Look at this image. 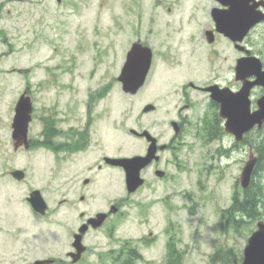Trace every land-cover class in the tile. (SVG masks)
I'll list each match as a JSON object with an SVG mask.
<instances>
[{"label":"rangeland","instance_id":"1","mask_svg":"<svg viewBox=\"0 0 264 264\" xmlns=\"http://www.w3.org/2000/svg\"><path fill=\"white\" fill-rule=\"evenodd\" d=\"M214 5L215 0H0V264L65 258L66 230L55 225L54 208L63 195L73 194L60 188V180L79 167L82 177L90 176L82 168L103 156L145 154L148 143L131 129H147L160 145H170L156 166L166 174L145 168V183L128 193L123 169L95 171L86 191L90 210L118 202L123 208L89 235L80 261L67 263L120 264L115 256L125 246L140 251L136 264H163L169 241L182 251L183 264L243 261L260 219L246 217L233 228L227 211L235 194L244 197L239 180L252 144L206 137L201 119L210 112L207 99L187 87L213 79V65H222L231 53L223 36L216 44L205 36L214 25ZM251 36L264 47V26ZM136 41L152 47L154 56L145 85L128 94L118 76ZM227 77L235 82L232 72ZM24 91L33 102L28 136L36 145L17 148L12 123ZM191 91L188 112L195 117L175 138L172 120ZM149 103L156 110L143 112ZM42 121L50 126L56 121L64 132L51 140V148L40 145L46 139ZM74 139L89 146L77 155L58 154L59 146L63 150ZM14 169L24 170L25 178L15 179ZM259 179L264 184V174ZM33 189L49 204L46 217L27 201ZM219 249L231 250L236 259L213 261Z\"/></svg>","mask_w":264,"mask_h":264},{"label":"water","instance_id":"2","mask_svg":"<svg viewBox=\"0 0 264 264\" xmlns=\"http://www.w3.org/2000/svg\"><path fill=\"white\" fill-rule=\"evenodd\" d=\"M228 9L221 11L214 9L213 16L216 20V30L237 43L238 48H244L240 42L244 40L250 30L259 22L264 20V14L260 15L254 11L252 6L243 4L240 0H221ZM220 11V12H219ZM209 42L214 41V32H208ZM153 60V50L150 46L144 45L140 41L134 42L127 52L126 60L121 70L118 80L122 83L125 93L136 94L145 84ZM254 77V79H252ZM236 80L241 81L239 90L233 91L230 88H220L212 85L206 88L211 92L212 99L220 104V115L226 119V132L234 135L235 140L240 142L244 136L255 128L264 127V94L258 98V108L252 110L251 91L254 86L259 85L264 88V69L262 61L257 56L242 57L236 66ZM156 106L152 103L143 108V112H152ZM33 103L26 93H23L16 105V114L13 119V138L17 141L15 146L18 148L19 142L28 146L29 124L32 120ZM176 134L180 132V125L172 122ZM137 136L145 137L150 143L145 155H135L132 157H110L106 156L105 161L109 164L121 166L126 173V185L129 193L135 192L144 183L141 175L142 170L150 165L153 160H159V149H166L167 145L158 146V139L147 129L143 131L131 130ZM257 163L254 153L250 154V159L246 162L240 176V183L243 188L249 187ZM13 177L22 180L25 172L22 169L12 171ZM156 175L163 177L165 171L157 170ZM33 209L45 214L48 204L39 189H34L28 198ZM116 212L117 208H112ZM107 214L100 213L91 221L94 228L100 227ZM86 226L81 228V234L86 231ZM81 234L77 235L75 246L77 247V261L85 251L86 247L81 241ZM53 260H38L35 264H49ZM236 264H264V219L258 221L257 229L253 231L244 249V259Z\"/></svg>","mask_w":264,"mask_h":264},{"label":"flooded vegetation","instance_id":"3","mask_svg":"<svg viewBox=\"0 0 264 264\" xmlns=\"http://www.w3.org/2000/svg\"><path fill=\"white\" fill-rule=\"evenodd\" d=\"M240 1L243 4H247L248 6H252L254 8V11L257 12L258 14H260V15L264 14V0H240ZM215 8L218 10L224 11V10L228 9L229 6L224 5L221 0H215V5H214V7H212V12H211V16H212L214 25L205 31V36L207 37V40H208V36H207L208 32H211V31L214 32V38L215 39L213 42H211V43L209 42L210 44H216V42L220 39V37L223 36V38L227 39L229 42L228 47L231 50V53H230V55H225L222 65H220V64L213 65L212 72L214 73V76H215L213 79L208 80L206 83H204L202 85H197V84L194 85L190 82L189 86H187V87L192 88L194 91H196L197 94L202 93L204 95L205 99H207V109L210 112L206 116L203 115L201 121L203 122V120H205L206 123H208V124L212 123L214 125L218 123L220 126L223 127L222 137L227 136L228 138H234L233 135L225 132L224 124H225L226 120L220 116V105L211 99V93L209 91H207L206 88L209 86H212V85H218L220 88H230L234 91L237 90L241 84H239V86L237 87L238 81L235 78L236 65H237L238 60L242 57H250V56L259 57L262 61V65H263V69H264V49H263L264 47L260 41L256 40L257 39L256 37L254 38L251 36V34L254 31L259 29L261 26H264V20H262L261 22L256 24V26L244 38V40L241 43V45L244 48L241 49V48L237 47L236 42L232 41L230 38H228L227 36H225L224 34L218 32L216 30V20L213 16V11ZM237 52H239V55H237ZM215 53L219 54V51L215 50ZM221 71L224 74V76H222V77L220 76L222 74ZM230 72L233 73L234 78H235V82L231 81V79L229 77H227V76H229ZM238 83H240V82H238ZM187 87H185V92H186ZM192 91L190 93H184V98L186 99L187 103H185V106L183 108H181L179 111H177L176 119L172 120V121H176L180 124L182 132L185 129V127L187 126V124L192 122L191 119L195 117V114L192 115V113L188 112L189 110L193 109L191 96L193 97L194 94L193 95L191 94ZM263 94H264V89L262 86H255L252 89L251 96H252V108L253 109L257 108L256 100L259 97H261ZM205 99L203 101H201V103H204ZM194 103L195 102L193 101V104ZM42 126H43L42 132H43L44 137H46V136L49 137L51 132H53L57 137L59 135H61L62 133H64L62 131V129L59 128V125H58V123H56V121L52 126L48 125V121L47 122L42 121ZM72 130H75V129L72 128ZM254 131L257 132L258 130H254ZM207 134L209 135L208 132H207ZM179 135H176L175 138L179 137ZM209 137H211V136L209 135ZM68 139L70 140V138H68ZM79 140L80 139H78L76 141V139H74V141L70 144H68L66 141L65 146H63V150H60V146L58 147V149H59L58 154H60L61 151H64L63 154H66V155L69 154V152L72 153V154L70 153L71 155H77L80 152H83V150L86 149V147L89 145H87V141L83 140V141L79 142ZM35 145H36V143L30 139L29 140V147H33ZM235 145H237V144L234 143L233 146L235 147ZM72 146H74V147L73 148H67V147H72ZM83 147H84V149H82ZM252 149H253V147H252V145H250V154L252 152ZM230 150L231 149H229L227 151H230ZM102 160L104 162V156H103V159H100L99 161L95 162L94 164L88 166L85 169L81 167L82 170L85 171V173L86 172L90 173V176L86 175L85 177H82L78 171V169L80 168L79 167L66 180H60V184H59L60 188L66 187L68 189V191L70 193H72L73 195L70 197L63 195L62 198L57 201V205L54 208L55 225L58 226V230L61 232H63L64 229L66 230V233H65L66 235H65V238L63 237L64 239L62 242V245H63V247L64 246L66 247V250L64 252L65 258H63V257L48 258V259L53 260V262L50 264H68L67 262H70V261L73 263H77L78 261H80L81 258L83 257V254L86 253L89 249V246L86 244V239L89 237V235H91V233L93 231L101 230L105 226V224L110 220V218L112 216H114L115 214H117L120 211V209L123 208L122 203L118 202V203H111L106 210H98V211H96V210L91 211L90 210V203H89L90 197L87 195L86 191H87L89 184L97 176V172H95V171H101L104 168L123 169L119 166H114V165H111V164H108L105 162H104L105 164H102ZM159 163H160V160L156 161V162L153 161L149 167H156L157 164H159ZM157 169H160V168L156 167V170ZM30 193H31V191H30ZM26 198L28 201L29 196H27ZM30 205H31V203H30ZM114 207L117 208L116 212L112 211V208H114ZM48 210H49V204H48ZM48 210H47L46 214H40L34 210L33 211L39 217H46L48 215ZM100 213H106L107 216H106L102 226H100L98 228H94V226H93L94 222L91 220L93 218H95ZM86 225H87L86 231L81 234V228H83ZM79 234H81V241L84 244V246L86 247V249H85V251L82 252L79 259L77 261H75L74 258L78 254L77 247L75 246V243L77 240V235H79ZM131 250L135 251V255L137 257L136 261H138L142 258L141 253L138 249L133 248V247H125V246L121 247V249L119 250V252L115 256V258L117 259V261H120V263H121V259L125 258V256L127 257L128 252ZM35 263H36V261L34 262V264Z\"/></svg>","mask_w":264,"mask_h":264},{"label":"trees","instance_id":"4","mask_svg":"<svg viewBox=\"0 0 264 264\" xmlns=\"http://www.w3.org/2000/svg\"><path fill=\"white\" fill-rule=\"evenodd\" d=\"M49 125V123H48ZM50 126V125H49ZM52 126V125H51ZM211 137H209V135ZM204 134L211 139L221 137L223 134V127L217 124H205ZM55 134L50 133L49 137L46 136L43 144L51 146L52 137ZM208 139V138H207ZM244 143H251L257 155V163L253 173V178L250 186L244 190V197L241 200L237 194L234 195V201L227 212H229L228 221L233 228H237L243 222H246V217L251 220L262 219L264 211V184L260 181L259 177L264 174V129L258 130L257 135L253 137V132L246 134ZM183 253L179 250L175 242L169 241L167 259L163 264H183ZM233 252L227 250L221 252L219 249L212 257L213 261L220 260L222 262L233 261L236 257H232ZM137 257L135 251L128 252L127 257L121 259L120 264H136Z\"/></svg>","mask_w":264,"mask_h":264}]
</instances>
